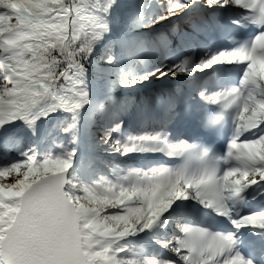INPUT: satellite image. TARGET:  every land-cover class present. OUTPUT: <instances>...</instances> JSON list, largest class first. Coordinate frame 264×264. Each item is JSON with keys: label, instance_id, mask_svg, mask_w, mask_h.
Instances as JSON below:
<instances>
[{"label": "snow or ice", "instance_id": "1", "mask_svg": "<svg viewBox=\"0 0 264 264\" xmlns=\"http://www.w3.org/2000/svg\"><path fill=\"white\" fill-rule=\"evenodd\" d=\"M0 264H264V0H0Z\"/></svg>", "mask_w": 264, "mask_h": 264}]
</instances>
